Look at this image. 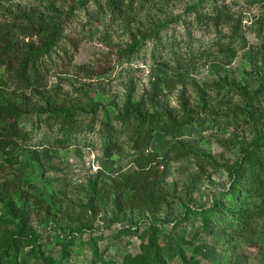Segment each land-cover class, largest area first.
<instances>
[{
  "label": "rangeland",
  "instance_id": "374dc122",
  "mask_svg": "<svg viewBox=\"0 0 264 264\" xmlns=\"http://www.w3.org/2000/svg\"><path fill=\"white\" fill-rule=\"evenodd\" d=\"M197 2L177 0L160 3L136 10L118 21H112L109 15L96 10L90 3L84 8L88 10L79 11L77 19L67 30V35H72L74 39L76 49L73 44H65L70 49L69 54L60 58L58 67L51 68L45 86L39 89V95L29 90L22 94L6 84L0 86V103L16 101L26 105L30 111L20 122L28 134V140L20 141L17 146L27 158L29 168L19 165L17 171L27 178L34 172L40 181L37 191L41 189L46 192L53 204L50 229L44 221L45 212L38 207L39 213L32 206L33 232L28 233L36 237L43 234V237L35 249L32 246L22 247L20 264H26L24 258L28 259L29 264H46L36 257L40 249L59 259L64 245L57 243V238L71 239V232L83 227L82 222L67 224V215L81 216L85 220L92 216L85 207L91 199L89 181L98 176L102 181L107 180L108 175L115 176L120 170L134 167L138 154L127 136L119 135L113 139L115 148L107 156L105 144L108 137L102 126L103 121L115 123L116 113L122 109L128 93L131 92L137 101L149 92L159 78L166 93L162 96L164 104L178 109V98L183 88L187 89L192 101L197 99L191 86L193 81L203 86L205 82L219 77L241 82L249 77L264 75V0L223 1L235 20L242 19V30L248 40L247 47L241 41L235 42L238 52L230 65L223 62L220 55L214 54L216 50L209 48L219 33L196 20L193 6ZM66 8L65 0H0V22L9 20L12 15L26 14L31 20L44 17L53 23L63 18ZM82 25H85V34ZM138 30L147 31L151 38L143 41L140 51L133 56L123 55L122 51L131 44V33ZM219 31H222V37L230 38L227 28ZM4 77L0 69V78ZM172 78L185 81L187 86L179 82L174 88H169L167 83ZM218 91L217 86L214 92L210 90L208 101L216 109L226 111L232 96H226L228 91L225 90L218 97ZM236 100L235 97L234 103ZM96 104L100 105L97 115L92 112ZM63 107H73L75 110L72 125L66 115L50 110ZM219 122L207 131H203L197 123L185 128L186 138L194 140L191 144L194 154L173 161L169 167L165 185L175 192V200L169 208L157 215H149L120 213L119 208L112 204L97 206L98 218L102 221L98 227L100 232L92 236L86 232L82 239L86 241L90 238L87 244L77 240L76 246L79 245L80 249L71 255L70 264H91L102 253L108 259L122 263L127 254L142 252L146 242V236H143L153 223L189 241L181 248L192 264H264L263 222L252 235L246 236L234 247L230 243L231 235L225 228L216 227L213 234L207 236L199 232L201 223L196 216H185L186 205L199 211L206 209L218 196L217 193L228 189L231 184L228 172L223 169L201 172L196 155L214 154L224 165L236 161L240 152L241 145L232 148L231 142L250 144L264 135V130L260 134L253 128L243 126L233 133L230 128L222 133L217 129ZM226 122L227 119L221 121V126L224 127ZM230 139L232 141L224 146L223 143ZM62 141L65 144L60 146ZM173 142L171 137L158 131L149 150L164 153ZM34 181L31 179L29 182ZM3 213L0 210V215ZM8 219L19 223L11 216ZM176 220L181 222L177 224ZM108 221L113 223L108 224ZM125 229L130 231L125 232ZM15 230L16 226L11 225L5 232ZM163 244L165 263L183 264L177 250L168 246L169 239H163Z\"/></svg>",
  "mask_w": 264,
  "mask_h": 264
},
{
  "label": "trees",
  "instance_id": "16d2710c",
  "mask_svg": "<svg viewBox=\"0 0 264 264\" xmlns=\"http://www.w3.org/2000/svg\"><path fill=\"white\" fill-rule=\"evenodd\" d=\"M65 1L67 8L63 18L53 23L44 17L31 20L26 14L12 15L9 20L0 22V69L5 74L4 78H0V86L6 84L16 88L22 94L29 90L39 95L41 93L39 89L45 86L51 68L58 67L60 58L69 54L70 49L66 45L75 46L74 39L72 35H67V30L77 19L79 11L88 10L84 8L90 3H93L96 10L109 15L112 21H118L124 20L128 14L136 10L177 0ZM223 1L198 0L193 10L199 23L219 33L209 48L216 50L214 54L220 55L222 61L230 65L238 52L235 42L241 41L247 47L248 40L242 30V19L235 20V16ZM84 26L82 25L81 29L85 34ZM221 28H227L230 31V38L222 37V31H219ZM146 32L138 30L136 33H131V44L122 51L123 55L133 56L140 51L143 41L151 38V35ZM76 47L73 48L76 49ZM179 82L187 86L185 81L174 78L168 81L167 86L174 88ZM161 84L162 81L158 78L149 92L137 101L133 99L131 92L128 93L122 109L116 113L115 123L111 120L102 122L103 132L108 137V142L105 144L107 156H110L111 149L115 148L112 144L113 139L119 135L127 136L138 154L134 167L126 171L120 170L115 176L108 175L107 180L102 181L98 176L89 181L91 199L85 207L91 211L92 216L87 215L89 218L85 220L81 216L68 214L67 224L82 222V229L77 232L72 231L69 237L71 239L57 238V243L64 245L59 259L48 255L42 249L36 255L38 259L46 264H70L71 255L80 249L79 245L76 246L77 240H80L81 244L83 242L87 244L91 239L84 241L83 235L90 233L92 236L100 232L98 227L102 221L98 218L97 206L112 204L116 209L119 208L120 213L140 212L149 215H157L165 208H169L175 200V192L165 185L169 167L173 161H180L194 154L191 146L194 140L186 138V127L197 123L203 131H207L219 120L221 122L227 119L224 127L219 122L217 129L222 133L229 128L233 129L231 131L233 133L242 126L253 128L258 133L261 132L260 134L263 133L264 75L249 77L241 82L229 77H219L212 82H205L203 86L193 81L191 86L194 88L197 99L192 101L187 89L183 88L178 98V109L164 104L162 96L166 93ZM215 86L219 90L218 97L222 96L225 90L228 91L226 96L229 94L232 96L227 112L216 109L208 101V92L210 90L214 92ZM235 97L236 103H234ZM99 106L96 104L92 110L95 115ZM72 108L50 110L66 115L69 124L72 125L71 122L76 113ZM28 113L30 111L27 110L26 105L16 101L5 100L0 103V152L3 157L0 161V210L4 211V215H0V264H20V252L23 246H32L35 249L37 244H41L38 241L43 234L36 237L28 233L33 230L31 227L32 206L38 212V207L41 212H45L44 221L49 229L51 228L49 218L53 216V204L48 200L46 192L41 189L37 191L40 188L39 177H35L34 172H31L30 177L27 178L17 171L19 165L29 168L27 158L17 148L20 141L28 140V134L20 123ZM158 131L174 140L164 153L149 150L154 135ZM229 141L232 140L226 141L223 145L225 146ZM63 144H65L64 141L60 143V146ZM240 145L236 161L226 162L224 165H221L222 163L214 154L196 155L201 172L207 173L209 169L215 171L223 169L228 172L231 184L228 189L220 190L217 193L218 196L206 209L199 211L186 205L185 211L186 217L196 216L200 220L199 232L207 236H211L216 227L225 228L231 235L230 243L234 247L246 236L252 235L262 222L264 227V135H260L250 144L241 142L230 144L232 148ZM31 179L35 181L29 182ZM9 216L19 220V223L10 221ZM180 222L176 220L175 223ZM112 223L113 221L108 224ZM11 225H15L16 230L5 232V229ZM163 235H165L164 238H162ZM145 236L146 242L142 252L137 255L127 254L122 263L108 259L106 254L102 253L98 259L94 258L91 264H166L163 259L165 244L161 245L165 238L169 239L168 246L177 250L183 264H192L181 248L182 245L189 244L184 236L178 237L171 231H164L156 223L148 228V232L143 237ZM27 254L29 256L30 252ZM23 260L29 264L27 258ZM194 264L198 263L194 262Z\"/></svg>",
  "mask_w": 264,
  "mask_h": 264
}]
</instances>
